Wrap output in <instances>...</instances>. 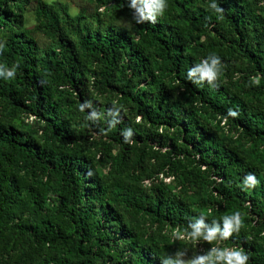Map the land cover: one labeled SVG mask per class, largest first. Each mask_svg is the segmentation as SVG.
I'll return each instance as SVG.
<instances>
[{"label": "trees", "instance_id": "16d2710c", "mask_svg": "<svg viewBox=\"0 0 264 264\" xmlns=\"http://www.w3.org/2000/svg\"><path fill=\"white\" fill-rule=\"evenodd\" d=\"M87 2L0 0V64L19 65L0 79V264H160L189 217L237 211L220 246L264 264V0H167L142 25ZM213 54L215 88L186 80Z\"/></svg>", "mask_w": 264, "mask_h": 264}, {"label": "clouds", "instance_id": "9594fccd", "mask_svg": "<svg viewBox=\"0 0 264 264\" xmlns=\"http://www.w3.org/2000/svg\"><path fill=\"white\" fill-rule=\"evenodd\" d=\"M167 6V0H126V7L131 14V19L137 25L155 23L164 14ZM208 8L216 15H223L224 13V9L220 6L218 0H210ZM2 51L3 45H0V52ZM18 67L19 65L6 67L0 64V79H14ZM222 67V61L218 55H209L189 67L185 78L197 87H203L207 84L209 87L215 88ZM89 104V101H84L80 105V110L84 112ZM113 104L116 105V102L113 101ZM115 115L119 116L118 110ZM227 115L237 117L238 113L229 109ZM86 118L88 120H95L98 118V114L88 111ZM116 123L118 121H114L112 126L115 127ZM132 134L131 128H127L122 132L126 142ZM258 183L257 177L253 174L246 175L242 181L245 189L254 188ZM207 221L205 215L201 213L189 217L185 228L186 235L193 243L203 241L212 245L207 252L196 254L188 261L180 259L184 255L183 252H178L176 258L166 255L160 259V264H249V255L243 248L220 246L222 242L228 241L234 233L240 231L242 225L240 212L237 211L231 215H224L220 221L212 220L211 223ZM176 238L181 239L182 237L178 235Z\"/></svg>", "mask_w": 264, "mask_h": 264}, {"label": "rangeland", "instance_id": "374dc122", "mask_svg": "<svg viewBox=\"0 0 264 264\" xmlns=\"http://www.w3.org/2000/svg\"><path fill=\"white\" fill-rule=\"evenodd\" d=\"M48 2L58 1V0H47ZM64 3H67L70 6L71 12L73 14H77L81 8L88 6L87 0H59ZM89 9H92V7H89ZM34 15L29 14L28 15V27L33 28L35 25L34 21ZM129 23L126 22L124 25H128ZM39 39L43 40L41 36H37ZM167 184H170L171 181L169 179H165ZM173 187L175 188L176 192L179 193L180 187L177 186L176 183H172ZM195 192H199V188L196 187L193 189ZM135 220V219H134ZM181 236V239H177V236ZM168 238L169 243H167V249H166V255L172 256L173 258H176L178 252H183L184 255L180 257V259H183L185 261H188L192 259L196 254H203L209 250V248H205L198 244H193L185 235L181 234L177 231H171L168 232ZM168 240V239H167Z\"/></svg>", "mask_w": 264, "mask_h": 264}]
</instances>
